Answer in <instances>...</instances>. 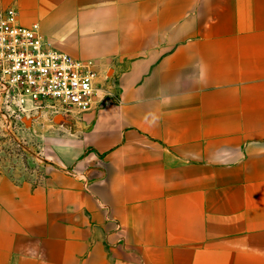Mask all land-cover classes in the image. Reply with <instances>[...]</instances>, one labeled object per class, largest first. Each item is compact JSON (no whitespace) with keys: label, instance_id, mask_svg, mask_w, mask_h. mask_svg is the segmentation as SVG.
I'll return each mask as SVG.
<instances>
[{"label":"crops","instance_id":"1","mask_svg":"<svg viewBox=\"0 0 264 264\" xmlns=\"http://www.w3.org/2000/svg\"><path fill=\"white\" fill-rule=\"evenodd\" d=\"M10 7L119 98L87 116L78 173L1 179L0 264H264V0Z\"/></svg>","mask_w":264,"mask_h":264},{"label":"built area","instance_id":"2","mask_svg":"<svg viewBox=\"0 0 264 264\" xmlns=\"http://www.w3.org/2000/svg\"><path fill=\"white\" fill-rule=\"evenodd\" d=\"M0 87L20 105L50 103L77 113L104 99L96 64L57 50L13 7L0 10Z\"/></svg>","mask_w":264,"mask_h":264},{"label":"rangeland","instance_id":"3","mask_svg":"<svg viewBox=\"0 0 264 264\" xmlns=\"http://www.w3.org/2000/svg\"><path fill=\"white\" fill-rule=\"evenodd\" d=\"M94 63L104 99L89 112L77 113L50 103L20 105L0 87V181L6 178L17 185L37 186L56 169L79 172L69 163L83 150L87 116L119 98L117 76Z\"/></svg>","mask_w":264,"mask_h":264}]
</instances>
